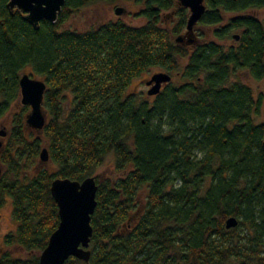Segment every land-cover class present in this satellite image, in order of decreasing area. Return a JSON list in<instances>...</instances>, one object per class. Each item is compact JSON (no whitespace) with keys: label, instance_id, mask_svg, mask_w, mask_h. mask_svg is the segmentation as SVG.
I'll return each mask as SVG.
<instances>
[{"label":"trees","instance_id":"obj_1","mask_svg":"<svg viewBox=\"0 0 264 264\" xmlns=\"http://www.w3.org/2000/svg\"><path fill=\"white\" fill-rule=\"evenodd\" d=\"M95 1L64 0L35 27L0 0V118L10 117L0 206L9 198L16 221L3 242L25 254L2 248L0 264H40L58 223L51 180L88 175L97 183L90 256L62 264H264V92L231 79L239 70L264 79V15L253 12L264 0H204L194 25L205 30L190 45L174 39L188 15L177 0H132L138 25L64 27ZM151 66L174 81L151 100L128 93ZM22 71L46 82L40 133L25 124ZM229 215L238 223L226 228Z\"/></svg>","mask_w":264,"mask_h":264},{"label":"water","instance_id":"obj_2","mask_svg":"<svg viewBox=\"0 0 264 264\" xmlns=\"http://www.w3.org/2000/svg\"><path fill=\"white\" fill-rule=\"evenodd\" d=\"M64 0H8L10 8L23 12V17L37 27L41 19L54 21ZM179 5L188 8L185 31L178 33L174 39L181 43L194 41L193 27L205 10L204 0H177ZM114 12H125L122 6H115ZM187 36V39L184 37ZM238 34H235V38ZM171 80L168 71H156L146 80L150 85L147 94L159 92L161 84ZM20 96L19 103L27 104L25 124L40 133L46 122V111L43 107V97L46 89L44 79L34 76L31 72L22 71L18 79ZM4 130H0V148ZM41 161L48 160V151L43 146L39 151ZM2 165L0 164V175ZM97 183L94 175H88L81 180L69 177H54L50 183V193L53 196L58 211V223L50 233L46 245L39 252L40 264H62L69 256L88 260L90 256L89 240L92 234L90 217L96 206ZM238 218L229 215L225 218V227L236 226Z\"/></svg>","mask_w":264,"mask_h":264},{"label":"rangeland","instance_id":"obj_3","mask_svg":"<svg viewBox=\"0 0 264 264\" xmlns=\"http://www.w3.org/2000/svg\"><path fill=\"white\" fill-rule=\"evenodd\" d=\"M122 6L125 10V12L121 14H116L114 12L115 6ZM138 11V5L133 2L132 0H99L92 2L86 6H83L78 12L73 14L70 19L64 24V27L75 29V30H85L90 27H93L101 22L108 21V20H115V19H122L128 23L138 25L143 22V18L139 17L136 13ZM255 14L261 18L264 15V10H253ZM233 13H228V15H232ZM166 19V23H171L173 21V17L171 15H168L167 12L163 13L162 15ZM199 30H205L204 27H201L199 24L194 25L193 27V35L194 42H199L200 35H198ZM185 28L180 32H184ZM236 32V31H234ZM177 35V34H176ZM175 35V36H176ZM188 37L185 36L184 39H187ZM199 39V40H198ZM226 43L230 44L232 43V39H227ZM191 43H186L185 45H190ZM165 71V69L159 67V66H151L147 68L146 70H143L140 72L139 75L134 77L131 81L129 86L127 87L128 93H136L138 97H143L146 99L151 100L153 98L152 95H148L146 80L151 76L152 73L156 71ZM171 75V80L174 81L172 72H169ZM231 79L233 80H241L247 85H249L253 91L254 94H258L259 92H264V79H255L253 78L246 70H239L237 71V75L233 76ZM18 104V103H17ZM16 107V106H15ZM10 117L7 114L6 116H3L0 118V130L5 129L8 125ZM7 130L5 131V134L2 136V141L4 142L6 140ZM107 166L106 164L102 165L99 168V172H102V174L107 173ZM16 227V221L11 215V201L9 198H6V201L0 206V250L2 248H7L14 256H21L25 255L21 248L19 247H6L3 242V237L6 233H9L13 231ZM225 264H236L233 261L226 262Z\"/></svg>","mask_w":264,"mask_h":264},{"label":"flooded vegetation","instance_id":"obj_4","mask_svg":"<svg viewBox=\"0 0 264 264\" xmlns=\"http://www.w3.org/2000/svg\"><path fill=\"white\" fill-rule=\"evenodd\" d=\"M194 42V41H193ZM193 42H191V43H193ZM185 44V43H184ZM147 85V84H146ZM165 85V83H162L161 84V87H160V90H161V88L163 87ZM150 85H147V87H149ZM157 94V93H156ZM148 95H152V96H154L155 94H148ZM1 137V136H0Z\"/></svg>","mask_w":264,"mask_h":264}]
</instances>
